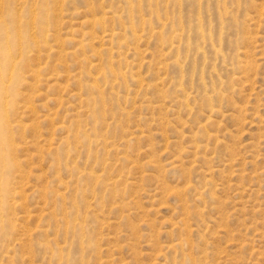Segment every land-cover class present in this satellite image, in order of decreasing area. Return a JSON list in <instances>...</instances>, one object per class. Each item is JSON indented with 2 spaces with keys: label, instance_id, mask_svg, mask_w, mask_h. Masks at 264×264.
<instances>
[{
  "label": "rangeland",
  "instance_id": "374dc122",
  "mask_svg": "<svg viewBox=\"0 0 264 264\" xmlns=\"http://www.w3.org/2000/svg\"><path fill=\"white\" fill-rule=\"evenodd\" d=\"M0 1V264H264V0Z\"/></svg>",
  "mask_w": 264,
  "mask_h": 264
},
{
  "label": "bare ground",
  "instance_id": "6f19581e",
  "mask_svg": "<svg viewBox=\"0 0 264 264\" xmlns=\"http://www.w3.org/2000/svg\"><path fill=\"white\" fill-rule=\"evenodd\" d=\"M8 1V0H7ZM6 1V2H7ZM1 2V1H0ZM87 2H89V1H87ZM8 4V3H7ZM6 4V5H7ZM23 4V3H22ZM89 4V3H88ZM9 5V4H8ZM89 5H91V4H89ZM88 5V6H89ZM2 6V5H1ZM10 6V5H9ZM3 7V6H2ZM97 7V6H96ZM7 8V7H6ZM48 8V7H47ZM38 9V8H37ZM8 10H10V9H8ZM47 10H49V9H47ZM92 10H94V8L92 9ZM98 10V9H97ZM45 12H47V11H45ZM92 13H93V11H91ZM96 12V11H95ZM2 13V12H1ZM11 13H12V11H11ZM36 13V12H35ZM50 13V12H49ZM115 13V12H114ZM114 13H112V14H114ZM132 13V12H131ZM43 14H45L44 12H43ZM95 14V13H94ZM93 14V15H94ZM47 15V14H46ZM54 15V14H53ZM52 15V16H53ZM88 15V14H87ZM109 15V14H108ZM6 16V15H5ZM4 16V17H5ZM51 16V15H50ZM113 16V15H112ZM6 17H8V15L6 16ZM54 17H52V19H53ZM143 18V17H142ZM11 19V18H10ZM47 19H49V18H47ZM111 19H112V17H111ZM2 20V19H1ZM5 20V19H4ZM13 20H14V29H13V33L11 32V29L8 27V25H7V23H6V27L4 28V35H5V41L3 42V47H4V50L5 51H7L6 52V55H7V57H9L8 56V53H9V51L11 52L12 50H11V47L14 45V46H19V44H21V42H22V39H23V29L22 28H24L23 26V24H21L22 23V19H21V17H20V15L15 11L14 13H13ZM28 20V19H27ZM45 20V19H44ZM43 20H41V21H39V22H42ZM48 22V21H47ZM51 22V21H50ZM54 22V21H53ZM95 24H101V22L99 21V20H97V19H95L94 21H93ZM3 22L2 21H0V25L2 24ZM45 22H42V24H44ZM92 23V21L91 20H89V19H84L83 21H82V24H85V25H89V24H91ZM144 25H146V24H148V22L146 21V20H143V22H142ZM5 24V23H4ZM32 24H35V22L34 23H32ZM42 26H44V25H42ZM161 27V26H160ZM102 30V29H101ZM41 31H43V29L41 30ZM127 31H128V29H127ZM83 35H85L84 33H82ZM104 35V34H103ZM118 33H116L114 30L113 31H111L110 32V34H109V36L112 38V40L113 39H115V38H117L118 37ZM32 36V35H31ZM30 35H29V37H31ZM105 36V35H104ZM108 36V37H109ZM25 37V36H24ZM32 38V37H31ZM43 38V37H42ZM122 38V37H121ZM120 38V39H121ZM49 39V38H48ZM70 40H72L73 42H77V44H79V45H83L82 44V41H80V40H78V41H76L77 39L76 38H74V39H70ZM169 40V39H168ZM31 41H33V39L31 40ZM38 43H39V45H41V44H46L47 43V40L46 39H41V40H39L38 41ZM121 44V43H120ZM172 45H174V44H172ZM178 45V44H177ZM46 46V45H45ZM41 47V46H40ZM53 47V46H52ZM82 47V46H81ZM172 47H174V46H172ZM1 48V47H0ZM93 48V47H92ZM121 48V47H120ZM179 48V47H178ZM16 49V48H15ZM19 49V48H18ZM14 51V50H13ZM13 51H12V53H13ZM51 51H54V50H52V48H51ZM19 52V51H18ZM29 52V51H28ZM96 52V51H95ZM12 53L10 54L9 53V55H10V57H11V55H12ZM17 53V52H16ZM72 51L71 52H69L68 53V55H72ZM101 53V52H100ZM166 53V52H165ZM14 54V53H13ZM19 55H21L20 54V52H19ZM25 56H29V53H27ZM14 57H15V55H14ZM24 57V56H23ZM109 57V56H108ZM15 58H19V57H15ZM28 58V57H27ZM98 58V57H97ZM6 59V58H5ZM12 59H14L13 57L10 59V60H8L7 61V66L8 67H15L16 66V61L15 60H12ZM20 59L22 60H25L24 58H21L20 57ZM29 60H30V58H28ZM28 59H26V61L28 60ZM28 60V61H29ZM98 60V59H97ZM5 61V60H4ZM23 64L25 63V64H27L26 62H22ZM29 63V62H28ZM121 64V63H120ZM104 65V64H103ZM119 65V64H118ZM22 66V65H21ZM105 66V65H104ZM4 66L1 64V61H0V94H1V96H3V97H7V94L6 93H8L9 92V90H10V86H8V83L6 84L5 83V79H4V76H5V74H4V72H6L5 71V69L3 68ZM92 67L93 68H95V69H98V70H100V75H99V77L102 79V80H104L107 84H111L113 87L114 86H116L118 83L117 82H115L114 84H112V82L110 81V80H108V78L109 77H116V79H119V78H121V77H119V75H118V73L114 70V68H113V66L112 65H109V66H105V67H102V64L101 65H99V63L97 64H92ZM22 68V67H21ZM7 69H10V68H7ZM17 69H19V68H17ZM41 69V68H40ZM39 69V70H40ZM21 70V69H20ZM182 69H180V71H181ZM19 71V70H18ZM7 72H8V70H7ZM11 72V71H10ZM10 72H8V73H10ZM12 73H13V69H12ZM17 73V70H16V72H15V74ZM9 75H11V74H9ZM18 75V74H17ZM6 76H7V74H6ZM8 77V76H7ZM94 77V76H93ZM123 77H124V75H123ZM9 79H10V77H8ZM14 78V77H13ZM12 78V79H13ZM121 79H123V78H121ZM11 80V79H10ZM100 80V79H99ZM87 86H89V85H87ZM112 86H110V87H112ZM90 88L91 89H97L98 90V88H96V87H94L93 85H90ZM86 89H88V87L86 88ZM39 90V89H38ZM89 90V89H88ZM11 91V90H10ZM93 92V91H92ZM100 93L98 94V96H94V94H92L91 92V94H90V100L93 102V103H96V104H98V106H99V111H100V114L104 117V119H105V116H104V114L106 115V113H105V103H107V100H106V98H105V93L103 94L101 91H99ZM10 93V92H9ZM94 93V92H93ZM9 97H7L6 99H8ZM3 100H4V98H2ZM89 100V99H88ZM5 101V100H4ZM90 101V102H91ZM7 102V101H6ZM4 104V103H3ZM1 105H2V103H1ZM95 105V104H94ZM97 105H95V107H96ZM95 107H94V109H95ZM96 110H97V108H96ZM96 110H94L93 112L94 113H96L95 111ZM113 110V109H112ZM3 111V110H2ZM98 111V112H99ZM107 111V110H106ZM211 111V110H210ZM6 112V111H5ZM7 113V112H6ZM7 114H9V113H7ZM99 115V114H98ZM3 118H5V115L3 114ZM7 119V118H6ZM102 120V119H101ZM6 121H8V120H6ZM103 121V120H102ZM9 122V121H8ZM104 122V121H103ZM1 124H2V122H0ZM10 123V122H9ZM0 124V126H2ZM11 124V123H10ZM8 125V124H7ZM2 127H0V129H1ZM4 129H6V128H4ZM8 129V128H7ZM6 129V130H7ZM2 130V129H1ZM15 130V129H14ZM7 131H9V130H7ZM6 131V133H5V135L8 133ZM12 130H10L9 132H11ZM14 132V131H13ZM1 133V132H0ZM4 133V132H3ZM2 133V135L4 136V134ZM12 134V133H11ZM10 134V135H11ZM7 136V141H9V142H11V144H13L12 143V138H11V136H9V134L8 135H6ZM0 137H1V135H0ZM112 138V137H111ZM67 139V138H66ZM3 141L4 140H2V143H3ZM72 141V140H71ZM196 142V141H195ZM7 142H5L4 141V144H6ZM0 145H1V143H0ZM3 145V144H2ZM1 145V146H2ZM8 145H10V144H8ZM14 145V144H13ZM15 145H16V143H15ZM7 145H5V147H6ZM4 147V146H3ZM4 147V148H5ZM8 147V146H7ZM6 147V148H7ZM12 147V146H11ZM16 147V146H15ZM7 149H9V148H7ZM14 150H15V148H13ZM0 151H1V147H0ZM83 151V150H82ZM9 152H11V150L9 149ZM1 155H3V153H1ZM9 157V156H8ZM1 159V158H0ZM4 159H5V157H4ZM4 159H3V161H4ZM10 159V158H9ZM12 159V158H11ZM10 161V160H9ZM1 163V165H3L2 164V162H0ZM171 164V163H170ZM174 164V163H173ZM0 165V166H1ZM1 168V167H0ZM4 168V167H3ZM3 170V169H2ZM1 170V171H2ZM4 171H2V173H3ZM0 181H1V179H0ZM5 184V183H4ZM1 185V184H0ZM10 186V185H9ZM1 189V188H0ZM5 189V188H4ZM8 189V188H7ZM7 189H6V191H7ZM2 190H3V188H2ZM9 190V189H8ZM9 191H11V188H10V190ZM4 192V191H3ZM4 193H6V192H4ZM7 194H8V192H7ZM0 195H1V190H0ZM4 195H6V194H4ZM9 195H10V193H9ZM8 195V196H9ZM11 196V195H10ZM103 196V195H102ZM2 197H3V195H2ZM1 197V198H2ZM4 199V198H3ZM5 200V199H4ZM7 200H10V197L9 198H7L5 201L7 202ZM3 201V200H2ZM4 201V202H5ZM1 202V201H0ZM4 202L2 203V204H4ZM7 204H9L8 206H11L10 205V203L8 202ZM6 206V205H5ZM0 207H2L1 205H0ZM11 209V208H10ZM1 211L3 210L2 208L0 209ZM9 210V209H8ZM10 211V210H9ZM6 212H7V210H6ZM5 212V213H6ZM3 213H4V211H3ZM9 214V213H8ZM11 214V213H10ZM9 214V217H11V215ZM0 215H1V212H0ZM0 218H1V216H0ZM6 219H9V218H7L6 217ZM11 219V218H10ZM1 220V219H0ZM1 221H5V220H1ZM7 221V220H6ZM13 221V220H12ZM8 222H6V224H7ZM3 225H5V223H3ZM11 227H12V229H15V227H16V225H14V222L12 223L11 221H10V224H9ZM9 226V227H10ZM2 227V226H1ZM10 227V228H11ZM4 229V228H3ZM2 228H1V230H3ZM11 230V229H10ZM1 233V232H0ZM3 249V248H2ZM53 250V249H52ZM58 249H56V251H57ZM60 250V249H59ZM52 252V251H51ZM58 252V251H57ZM60 253V252H59ZM59 256V255H58ZM61 257V256H60Z\"/></svg>",
  "mask_w": 264,
  "mask_h": 264
}]
</instances>
